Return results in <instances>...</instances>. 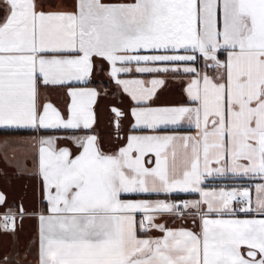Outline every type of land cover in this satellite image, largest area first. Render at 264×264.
Returning a JSON list of instances; mask_svg holds the SVG:
<instances>
[{
    "label": "snow or ice",
    "instance_id": "obj_1",
    "mask_svg": "<svg viewBox=\"0 0 264 264\" xmlns=\"http://www.w3.org/2000/svg\"><path fill=\"white\" fill-rule=\"evenodd\" d=\"M195 53L213 75L192 66ZM105 64L135 102L134 128L186 120L196 135H129L112 153L97 135L71 137L75 155L59 137H40L35 167L18 174L40 179L47 207L14 203L0 229L34 216L39 264H264V183L254 207L248 187H201L213 175L264 179V0H0V128L92 129L101 93L86 85ZM180 72L193 74L190 106L151 107L164 79L120 78ZM57 90L64 111L49 95ZM111 111L119 129L125 114ZM175 191L200 199L137 198ZM238 198L243 206L232 207ZM165 215L192 226L157 223Z\"/></svg>",
    "mask_w": 264,
    "mask_h": 264
},
{
    "label": "crops",
    "instance_id": "obj_2",
    "mask_svg": "<svg viewBox=\"0 0 264 264\" xmlns=\"http://www.w3.org/2000/svg\"><path fill=\"white\" fill-rule=\"evenodd\" d=\"M183 54V53H181ZM192 54V53H189ZM198 59L192 64L200 72H207L213 75L215 69L206 65L204 58L199 53H195ZM227 53L219 50L217 56L224 60ZM108 66L105 64L104 71L97 70L87 87L96 88L101 95L98 97L96 110V123L92 129L79 130H56V129H31V128H0V193L6 198V203L0 206V214H3L14 203L23 205L28 213L34 210H43L47 207V202L43 199L41 181L37 176L25 173L18 174V167L23 164L31 170L35 167L36 141L40 137L55 136L58 147H68L72 153L78 154L79 149L71 137H82L86 135H97L100 147L103 151L112 153L118 147L123 146L129 135H177L194 136L197 129L186 120L178 125H161L158 129H147L143 127L134 128L135 118L131 115V108L136 106L131 97L123 92L114 80L107 74ZM122 79H141L150 81L152 79H164L165 84L160 87L155 97L149 102L151 107H171L186 105L190 106L191 101L186 94L187 84L193 78V74L180 73H126L121 74ZM147 86V85H146ZM66 90L50 91L53 102L61 111L65 110L68 98L64 95ZM112 107L120 109L125 115L120 118V127H115V114ZM6 130H8L6 132ZM12 130H18L13 132ZM20 131V132H19ZM148 159L154 160V155H149ZM264 183V179L252 176H225L216 175L207 177L201 187L207 191L224 187L226 190L236 187H248L253 201L256 198L255 185ZM181 195L186 199L198 200L199 193L175 191L172 193L145 194L137 198L166 200L168 197ZM232 207L237 208L235 201ZM18 212V207L12 209ZM254 213H236L238 218H252ZM139 218V217H138ZM260 218V217H257ZM191 217L181 220L174 216L165 215L157 219V223H164L167 227L178 228L181 226L191 227ZM198 225V221H197ZM198 230V227H197ZM143 237V234H140ZM147 235L160 236L158 230L152 229ZM246 246L242 247L245 251ZM246 254V252H245ZM0 264H39V239L38 221L34 216L26 215L21 221L16 220V229L4 231L0 229Z\"/></svg>",
    "mask_w": 264,
    "mask_h": 264
},
{
    "label": "built area",
    "instance_id": "obj_3",
    "mask_svg": "<svg viewBox=\"0 0 264 264\" xmlns=\"http://www.w3.org/2000/svg\"><path fill=\"white\" fill-rule=\"evenodd\" d=\"M166 201H171V202H183V201H189L188 199H186L185 197L181 196V195H176V196H172V197H168L166 199ZM237 208L242 207L243 205L240 203L239 198L237 199V201H235ZM237 213H243V212H239L237 211Z\"/></svg>",
    "mask_w": 264,
    "mask_h": 264
},
{
    "label": "trees",
    "instance_id": "obj_4",
    "mask_svg": "<svg viewBox=\"0 0 264 264\" xmlns=\"http://www.w3.org/2000/svg\"><path fill=\"white\" fill-rule=\"evenodd\" d=\"M4 130H0V132H3ZM8 130H6L7 132ZM13 132H18V130H12ZM20 132V131H19Z\"/></svg>",
    "mask_w": 264,
    "mask_h": 264
}]
</instances>
